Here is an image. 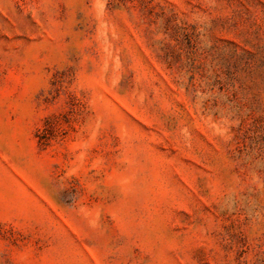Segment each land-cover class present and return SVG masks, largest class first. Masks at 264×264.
Masks as SVG:
<instances>
[{"label":"rangeland","instance_id":"374dc122","mask_svg":"<svg viewBox=\"0 0 264 264\" xmlns=\"http://www.w3.org/2000/svg\"><path fill=\"white\" fill-rule=\"evenodd\" d=\"M0 264H264V0H0Z\"/></svg>","mask_w":264,"mask_h":264}]
</instances>
